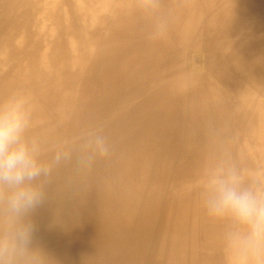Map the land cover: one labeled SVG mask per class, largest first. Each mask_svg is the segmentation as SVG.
I'll return each mask as SVG.
<instances>
[{
    "label": "bare ground",
    "instance_id": "1",
    "mask_svg": "<svg viewBox=\"0 0 264 264\" xmlns=\"http://www.w3.org/2000/svg\"><path fill=\"white\" fill-rule=\"evenodd\" d=\"M152 40L134 0H0V98L34 101L55 144L99 128L112 153L33 215L51 264H221L201 205L226 146L264 168V0H165Z\"/></svg>",
    "mask_w": 264,
    "mask_h": 264
},
{
    "label": "clouds",
    "instance_id": "2",
    "mask_svg": "<svg viewBox=\"0 0 264 264\" xmlns=\"http://www.w3.org/2000/svg\"><path fill=\"white\" fill-rule=\"evenodd\" d=\"M152 40L166 38L165 0H134ZM33 98L17 90L0 98V264H51L35 242L33 215L59 180L73 187L112 147L99 128L55 144L34 132ZM198 194L207 217L220 226L221 264H264V168H242L226 146L204 164Z\"/></svg>",
    "mask_w": 264,
    "mask_h": 264
}]
</instances>
